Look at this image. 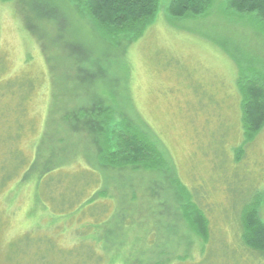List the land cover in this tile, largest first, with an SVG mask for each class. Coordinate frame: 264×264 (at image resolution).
Instances as JSON below:
<instances>
[{"label": "rangeland", "instance_id": "obj_1", "mask_svg": "<svg viewBox=\"0 0 264 264\" xmlns=\"http://www.w3.org/2000/svg\"><path fill=\"white\" fill-rule=\"evenodd\" d=\"M167 4L158 0L143 33L128 45L121 39L117 46V38L74 12L68 0H0V78L27 81L31 89L28 94L23 87L16 93L11 89V116L17 99L28 97L26 118L14 116L13 126L20 122L15 130L28 135L23 147L29 162L32 144L43 134V153L51 148L52 163L65 169L64 183L72 181V192L60 188L56 196H76L57 206L48 195H38L50 215L38 209L30 213L32 183H11L0 195L6 220L0 228V264H41L32 253L11 252V241L25 232L47 234L64 248L77 240L94 241L97 225L114 206L121 220L111 218L105 233L112 230L111 239L124 234L126 242L137 241L135 246L150 263L264 264L242 244L238 226L243 204L257 192L264 195V126L243 142L237 69L231 59L241 58L264 73V32L251 16L229 11L225 0H212L205 13L181 18L169 16ZM37 9L56 22L39 40L24 21L26 13L36 23L41 14ZM99 93L130 101L133 116L143 124L136 121L162 147L190 202L206 217V241L190 232L179 216L183 198L169 173L94 169L86 156L89 143L65 126L62 115ZM100 189L104 192L93 196ZM89 194L94 200L86 204ZM258 216L264 221V202ZM120 254L121 249L110 264H122ZM46 260L59 263L56 253Z\"/></svg>", "mask_w": 264, "mask_h": 264}, {"label": "trees", "instance_id": "obj_2", "mask_svg": "<svg viewBox=\"0 0 264 264\" xmlns=\"http://www.w3.org/2000/svg\"><path fill=\"white\" fill-rule=\"evenodd\" d=\"M68 1L74 5V12L88 17L98 27L100 26L105 35L117 38L115 41L117 46L122 44L119 41L121 39H125L128 45L139 37L152 21L158 6V0ZM225 1L229 11L239 14L241 17L251 16L254 19V25L264 32V0ZM211 2L212 0H168L166 12L173 18L197 16L205 13ZM51 10L56 9L51 8ZM34 12L41 13L37 14L36 23H31V17L26 13L24 21L27 30L39 40L40 36L42 38L47 36L48 27H54L56 22L38 9ZM41 25L44 27L41 28ZM231 59L237 69L235 83L240 94L243 142H247L252 140L264 126V73L241 58L231 56ZM12 84L15 85L14 88H11ZM28 84L27 81L16 82L13 79L6 81L0 78V88L3 85L0 94V195L6 193L11 183L14 187L32 183L34 189L32 193L33 209L30 213H34V210L37 209L47 213V207L44 206V204L46 205L45 201L39 199L42 194L48 195V200L57 206L70 202L75 195H71L69 198L56 196L60 188L72 192V181L67 185L64 183L61 173L65 172V169L60 170L62 165L57 166L52 163L50 155L53 151L51 148L43 153V149H41L43 134L32 144L34 154L33 160L29 162L26 149L23 147L24 140L28 135L25 136L24 131L15 130L20 127V122H16L13 126L14 116L25 115L24 118H26L28 97L25 94L23 99H17L14 116H11V104L7 100L13 96L11 89H15L16 93V89L19 90L23 87L25 93L28 94L31 90ZM21 95L24 93L22 92ZM99 96H96L95 99L88 97L87 104L79 107L73 106L62 115L65 126L74 134L79 133L89 143L91 151L86 156L88 160L90 157L92 158L91 163L94 164V169L99 172L107 169L119 172L129 168L133 171L169 173L172 186L177 188L180 197L183 198V202L178 204L179 216L183 218L190 232L203 242L206 241L208 236L206 217L196 208L195 204L190 202V194L176 177L175 170L162 147L136 121L139 118L133 116L130 101L117 100L114 97L108 98L106 94L104 97L101 93ZM76 99L81 100L78 97ZM139 121L141 122V120ZM141 123L143 124V122ZM31 125L30 131L33 133L36 126L32 119ZM238 149L241 150L240 147ZM92 152L93 157L90 156ZM57 153L60 154L61 151L58 150ZM44 188L47 189V193L43 190ZM101 192L104 190H96V194L93 196H97ZM93 196L91 194L86 196L85 203H92ZM263 196L257 192L252 199L243 204L238 214V226L242 244L247 249L257 252L264 259V221L258 216L259 206L264 202ZM4 212L5 210L0 208V228L6 222ZM47 214L50 215V213ZM107 216L108 218H105L104 222L97 225L98 231L94 241L75 238L78 241L77 244L70 248H64L58 247L47 234L34 236L25 232L18 239L11 241V252L21 256L32 253V258L41 264H48L46 256L51 253L58 255V264H110L117 258L115 252L121 249L122 264H158V262H149V257H145L142 250L135 246L137 241L126 242L124 234L123 236L117 234L118 236L111 239L112 230H108V234H106L104 227L107 228L111 218H118L117 220H121V218L115 206Z\"/></svg>", "mask_w": 264, "mask_h": 264}]
</instances>
